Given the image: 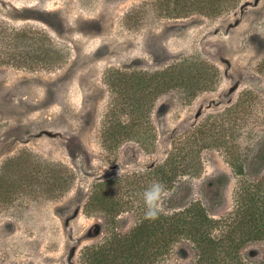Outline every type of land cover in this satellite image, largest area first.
Segmentation results:
<instances>
[{
    "label": "rangeland",
    "instance_id": "rangeland-1",
    "mask_svg": "<svg viewBox=\"0 0 264 264\" xmlns=\"http://www.w3.org/2000/svg\"><path fill=\"white\" fill-rule=\"evenodd\" d=\"M162 13L153 0H0V19L45 31L64 48L57 64L35 58L33 66L0 67V264H83L85 248L106 233L103 217L84 210L90 185L163 161L175 142L193 137L192 130L245 94L246 111L212 125L215 146L201 150L197 172L180 177L176 198L168 199V190L162 203L170 211L201 200L219 219L220 232L240 219L242 188L264 178V158L255 159L264 149V0H242L216 17ZM191 56L218 67L213 88L196 95L177 88L158 98L155 148L145 152L127 142L107 152L101 139L107 71L152 72ZM231 154L241 155L242 174L231 166ZM42 159L69 168L73 178L64 194L52 188L44 195L43 185L23 183L21 175L37 174ZM26 160L33 163L24 172ZM211 180L216 184L209 188ZM150 182L139 178L144 190ZM136 222L137 215L125 213L118 227L128 231ZM243 253L264 264V240L248 243ZM194 257L193 245L181 241L167 264H190Z\"/></svg>",
    "mask_w": 264,
    "mask_h": 264
},
{
    "label": "trees",
    "instance_id": "trees-1",
    "mask_svg": "<svg viewBox=\"0 0 264 264\" xmlns=\"http://www.w3.org/2000/svg\"><path fill=\"white\" fill-rule=\"evenodd\" d=\"M241 2L153 0L168 18L192 15L216 17L237 9ZM63 50L45 31L18 28L0 19V67L33 66L29 62H34L35 58H41V62L47 64H57L60 58L58 52ZM218 73V67L205 58L194 56L152 72L109 69L105 81L110 101L101 121L103 147L110 153L127 142L138 144L145 152L155 148L158 132L152 112L158 98L177 88L188 91L189 95L209 90L217 82ZM243 95L235 104L212 115V121L209 119L192 130L193 137L175 142L163 161L145 171L118 173L95 180L90 185L84 210L87 215L103 217L106 233L101 242L85 248L83 264H167L171 261L174 246L181 241H189L193 245L195 257L190 264H252L246 259L243 249L250 242L264 240V178L251 180L242 188L241 217L235 224L227 221L222 232L219 231V219L209 213L201 200L170 211L163 209L158 219H145V206L140 195L145 186L139 183V178L145 177L151 182L159 180L171 190L168 199H175L180 177L197 172L201 150L215 146L217 136L212 131V125L220 118L230 120L228 117L231 114L242 113L248 108V95ZM263 158L264 149L258 150L255 159ZM11 162L13 167L14 160ZM32 163L26 160L21 170L25 172ZM230 163L239 174L244 172L241 155L231 154ZM36 167L37 174L25 172V176L21 175L26 178L25 185H43L44 195L52 193V188L56 192L54 194L59 195L69 189L73 177L65 164L42 159L38 160ZM1 183L6 186V183ZM215 184V180H211L208 187L212 188ZM125 213L137 215V222L130 230L121 231L118 222Z\"/></svg>",
    "mask_w": 264,
    "mask_h": 264
},
{
    "label": "clouds",
    "instance_id": "clouds-1",
    "mask_svg": "<svg viewBox=\"0 0 264 264\" xmlns=\"http://www.w3.org/2000/svg\"><path fill=\"white\" fill-rule=\"evenodd\" d=\"M167 194L166 185L159 180H153L140 194L145 206V219L155 220L159 218V215L163 212L162 203Z\"/></svg>",
    "mask_w": 264,
    "mask_h": 264
}]
</instances>
